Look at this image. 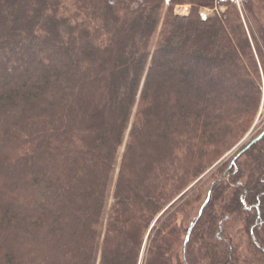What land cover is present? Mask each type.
<instances>
[{"label":"trees","instance_id":"16d2710c","mask_svg":"<svg viewBox=\"0 0 264 264\" xmlns=\"http://www.w3.org/2000/svg\"><path fill=\"white\" fill-rule=\"evenodd\" d=\"M256 2L0 0V264H264V131L178 226L257 117ZM236 214L250 262L223 234Z\"/></svg>","mask_w":264,"mask_h":264},{"label":"rangeland","instance_id":"374dc122","mask_svg":"<svg viewBox=\"0 0 264 264\" xmlns=\"http://www.w3.org/2000/svg\"><path fill=\"white\" fill-rule=\"evenodd\" d=\"M236 3L240 5L241 0H236ZM255 5H256L258 14L262 17L264 15L263 4L259 5L256 2ZM183 7H186V6L176 7L175 9L176 14L181 15V16L189 15L191 6L187 5L188 9H184ZM220 11L224 12L225 8H221ZM201 14L205 19H207L209 16L213 14V11L205 9L201 11ZM214 75H217V74H214ZM263 131H264V96L262 98L257 117L255 118L250 130L245 135H243L242 139L239 141V143L235 147H233L229 152H227L213 167H211L201 177V179H199L201 181L197 184L196 187H194L193 190L189 192L187 198L183 200L184 203L186 202L188 203V206L186 205L187 208L182 207L184 209L185 215H180L178 218L179 228H181L184 231L185 227H189L190 223H192L198 217L197 214L201 206L203 205L205 199L212 194L211 190L214 187H219V184H224L222 181L223 174L222 175L218 174L217 168L221 167L224 163L230 162V159L241 147H243L246 143H248L252 138L257 137ZM242 159H243L242 163H243V166L245 167V170H248L247 175L243 177L242 181L244 180L247 181L249 178V171L253 170L254 165H252V160L250 158L244 157ZM214 168L216 169L214 170ZM236 171H237V167H235V172ZM227 183L229 184L230 182L227 181ZM229 185L230 187L226 186L224 188L225 197L222 200V202L217 201V203H214V206L216 205L215 207L216 209H219L220 206L223 204V201L227 200L230 194H232V190L235 185L233 184H229ZM240 185L241 183H238L236 186H240ZM183 201H182V204H183ZM188 201H190L191 203ZM243 216L240 217V215L236 214L234 216H231V218H228L222 224V227L224 229L223 234L226 237L228 236H230L231 238L233 237L234 245H237L238 249L242 251L243 256L247 258L248 261L250 262L252 259H255V257L252 255L253 249L251 246L250 238L248 237L247 231L244 228L245 226L242 220ZM180 243H183V237H182V242L180 240ZM140 264H142V262Z\"/></svg>","mask_w":264,"mask_h":264},{"label":"water","instance_id":"95a60500","mask_svg":"<svg viewBox=\"0 0 264 264\" xmlns=\"http://www.w3.org/2000/svg\"><path fill=\"white\" fill-rule=\"evenodd\" d=\"M263 157H264V151H263ZM234 165H235V161L232 162L231 167L234 166ZM243 205H244V207L246 208L245 202H243ZM251 235H252V238H253L254 242L257 244V242H256L255 239H254L253 234H251ZM258 247H259V246H258ZM259 248H260V247H259Z\"/></svg>","mask_w":264,"mask_h":264},{"label":"bare ground","instance_id":"6f19581e","mask_svg":"<svg viewBox=\"0 0 264 264\" xmlns=\"http://www.w3.org/2000/svg\"><path fill=\"white\" fill-rule=\"evenodd\" d=\"M184 9H188V7L186 6V7H183ZM251 234H253V232L251 231ZM252 236V235H251ZM253 239V238H252ZM255 239V238H254ZM254 241V240H253Z\"/></svg>","mask_w":264,"mask_h":264}]
</instances>
